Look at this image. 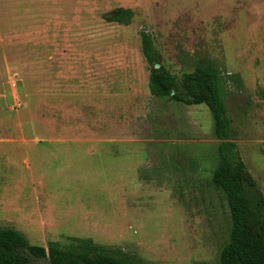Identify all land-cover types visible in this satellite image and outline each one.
I'll return each mask as SVG.
<instances>
[{
  "label": "rangeland",
  "instance_id": "374dc122",
  "mask_svg": "<svg viewBox=\"0 0 264 264\" xmlns=\"http://www.w3.org/2000/svg\"><path fill=\"white\" fill-rule=\"evenodd\" d=\"M143 35L175 79L216 64L264 193V0H0V228L142 264H216L231 222L211 183L213 117L150 94Z\"/></svg>",
  "mask_w": 264,
  "mask_h": 264
},
{
  "label": "trees",
  "instance_id": "16d2710c",
  "mask_svg": "<svg viewBox=\"0 0 264 264\" xmlns=\"http://www.w3.org/2000/svg\"><path fill=\"white\" fill-rule=\"evenodd\" d=\"M120 13H113L111 19L116 20ZM142 46L150 65L148 89L152 96L186 106L204 104L212 114L219 162L211 183L224 194L231 222L216 264H264V193L232 140L216 64L201 61L192 72L175 79L153 54L148 35L142 36ZM73 240L75 244L68 247L56 242L43 247L30 244L14 229L0 228V264H142L121 251L98 247L90 239Z\"/></svg>",
  "mask_w": 264,
  "mask_h": 264
},
{
  "label": "water",
  "instance_id": "95a60500",
  "mask_svg": "<svg viewBox=\"0 0 264 264\" xmlns=\"http://www.w3.org/2000/svg\"><path fill=\"white\" fill-rule=\"evenodd\" d=\"M156 67H159V65H158V64H156Z\"/></svg>",
  "mask_w": 264,
  "mask_h": 264
}]
</instances>
